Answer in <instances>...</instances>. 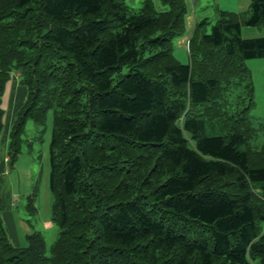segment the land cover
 I'll list each match as a JSON object with an SVG mask.
<instances>
[{
    "label": "trees",
    "instance_id": "obj_1",
    "mask_svg": "<svg viewBox=\"0 0 264 264\" xmlns=\"http://www.w3.org/2000/svg\"><path fill=\"white\" fill-rule=\"evenodd\" d=\"M0 0V140L14 72L27 96L9 132L14 166L26 124L50 140L51 253L39 231L9 238L0 264H264V131L253 75L264 58V0L218 9L188 35V0ZM187 42V41H186ZM186 45V43H185ZM37 213L34 194L27 196Z\"/></svg>",
    "mask_w": 264,
    "mask_h": 264
},
{
    "label": "rangeland",
    "instance_id": "obj_2",
    "mask_svg": "<svg viewBox=\"0 0 264 264\" xmlns=\"http://www.w3.org/2000/svg\"><path fill=\"white\" fill-rule=\"evenodd\" d=\"M158 9H166L167 7L161 2V0H154ZM219 0H188V18H192L193 24L195 21H200L204 17H208L210 23L207 31L211 32L212 25L216 23L218 18V9L220 5ZM225 1V0H223ZM244 5L241 8H236L232 4H229L231 11H246L249 8L251 0H242ZM141 4H137L134 7H139ZM247 5V6H246ZM245 6V7H244ZM194 26V25H193ZM192 29V28H191ZM190 29V30H191ZM190 30L174 39V54L183 63L190 61L187 51V39ZM242 34L244 37H258L264 36V25L261 26H248L243 25ZM183 40V41H182ZM185 40V43H184ZM246 66L250 69L253 75V82L255 87V106L252 108V119L255 125L262 126L264 124V58L248 59ZM20 72H14L11 81L7 84V89L3 97V107L5 108L4 126L1 135V144L5 136L9 139V132L17 117V114L24 104V96H27L26 86L21 84ZM12 81H17L20 88L23 89V93L19 98L14 97L17 90H11ZM12 92V96H10ZM23 96V98H22ZM26 100V99H25ZM53 127V109L49 110L47 114L46 124L44 126L37 125L33 120H28L26 124L25 138H30L32 143L24 144L23 151L19 155L14 166L8 163V169L10 172V178L12 183V190L14 193V199L12 204V210L16 218L17 226L24 238L23 245L28 244L26 235L33 231H39L47 246V253H51L53 243L57 240L60 228L57 223L52 219V206H53V193L50 188V140ZM8 134V135H7ZM264 143V131L259 130V133L252 141V145L256 148H260ZM8 187L7 185L5 186ZM6 191L0 189L1 198L4 199ZM34 194L35 205L38 209L37 213L32 214L28 207L27 196ZM6 203V200L4 201ZM3 204V203H2ZM2 215H5V206H2ZM4 218V216H3ZM5 226L6 221L4 219Z\"/></svg>",
    "mask_w": 264,
    "mask_h": 264
},
{
    "label": "crops",
    "instance_id": "obj_3",
    "mask_svg": "<svg viewBox=\"0 0 264 264\" xmlns=\"http://www.w3.org/2000/svg\"><path fill=\"white\" fill-rule=\"evenodd\" d=\"M134 4L141 3L142 0H129ZM219 4L225 3V5L228 4V6H222L220 5V9H230L229 4H232L233 6H236V8H241L244 5V2L242 0H219ZM247 6V5H246ZM245 7V6H244ZM193 19L190 17L188 18V30H190L193 27ZM196 22V21H195ZM183 41V40H182ZM185 43V40H184ZM15 96L19 98L21 96V93H23V89L18 90L20 88V85H18L17 81H12V86L11 90L16 89ZM27 93V89H26ZM12 96V92L10 94ZM23 98V96H22ZM26 99V96H24V101ZM8 135V134H7ZM7 146H8V139L7 136H5L3 143L1 144L0 142V189L5 190L7 193L4 195V199L1 198L0 194V208L1 211L3 209V205L5 206V215L3 213L4 219L6 221L7 225V232L9 235L10 240L17 246L23 245L24 238L19 230V227L17 226L16 223V218L14 216V211L12 210V204H13V199H14V193L12 190V183H11V178H10V172L8 169V156H7ZM8 186L7 188L5 186ZM6 200V203L4 201ZM3 203V204H2ZM3 212V211H2Z\"/></svg>",
    "mask_w": 264,
    "mask_h": 264
},
{
    "label": "built area",
    "instance_id": "obj_4",
    "mask_svg": "<svg viewBox=\"0 0 264 264\" xmlns=\"http://www.w3.org/2000/svg\"><path fill=\"white\" fill-rule=\"evenodd\" d=\"M187 48L189 49V40L187 41Z\"/></svg>",
    "mask_w": 264,
    "mask_h": 264
}]
</instances>
